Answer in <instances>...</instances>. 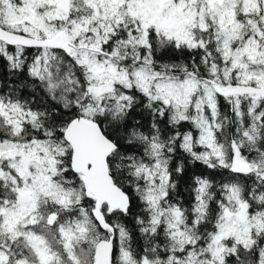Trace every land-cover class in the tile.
Here are the masks:
<instances>
[{
  "label": "snow or ice",
  "instance_id": "snow-or-ice-1",
  "mask_svg": "<svg viewBox=\"0 0 264 264\" xmlns=\"http://www.w3.org/2000/svg\"><path fill=\"white\" fill-rule=\"evenodd\" d=\"M0 264H264V0H0Z\"/></svg>",
  "mask_w": 264,
  "mask_h": 264
},
{
  "label": "trees",
  "instance_id": "trees-1",
  "mask_svg": "<svg viewBox=\"0 0 264 264\" xmlns=\"http://www.w3.org/2000/svg\"><path fill=\"white\" fill-rule=\"evenodd\" d=\"M199 167V166H198Z\"/></svg>",
  "mask_w": 264,
  "mask_h": 264
}]
</instances>
